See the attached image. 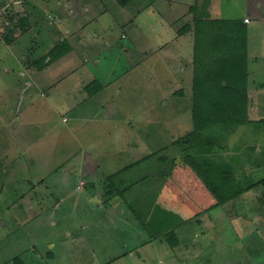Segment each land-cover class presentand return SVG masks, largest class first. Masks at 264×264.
Listing matches in <instances>:
<instances>
[{
	"label": "rangeland",
	"instance_id": "rangeland-1",
	"mask_svg": "<svg viewBox=\"0 0 264 264\" xmlns=\"http://www.w3.org/2000/svg\"><path fill=\"white\" fill-rule=\"evenodd\" d=\"M59 1L85 13L64 16ZM101 1L47 0L34 20L45 18V45L18 24L26 3L0 0V264H264V186L249 187L264 178V0H209L210 19L249 20L252 103L246 123L203 132L192 116L197 0ZM57 28L72 31L76 60L45 73L36 60L64 38ZM191 153L245 191L184 221L173 242L151 240L160 215L143 210L142 223L113 177L145 196L153 183L139 180L161 172L159 156L174 169Z\"/></svg>",
	"mask_w": 264,
	"mask_h": 264
},
{
	"label": "trees",
	"instance_id": "trees-1",
	"mask_svg": "<svg viewBox=\"0 0 264 264\" xmlns=\"http://www.w3.org/2000/svg\"><path fill=\"white\" fill-rule=\"evenodd\" d=\"M190 11L195 13L192 106L194 130L203 132L215 125L246 123L249 120L248 106L252 103L248 84L249 25L243 17L210 19L209 0H197L196 4L190 7ZM27 22L26 18L20 16L18 24L22 29H27ZM1 27L0 23V30ZM189 29L190 24H187L181 31L183 33ZM204 33L207 35L206 42L202 37ZM18 34L16 32L14 35L19 37L20 34ZM70 49V44L67 40L60 41L46 55L44 54L36 60L37 68L42 70L46 65L66 55ZM48 57L49 59H47ZM97 83L98 90L96 88V92L101 89V84ZM180 142L181 140H178L176 144L179 145ZM196 156L198 155L188 154L182 163L176 162V159L174 169L167 163L168 160L171 161L170 158H167L168 156H159V159L164 163L160 165L161 172L154 178H149L150 175H145L139 180L144 183H153V191L148 192V194H155L157 201H152L150 208L146 206L149 202L148 200L145 202L146 207H142L138 211L139 209L127 197L128 189L131 190L132 186L137 184V181L126 187L116 186L123 201L128 205L129 211L133 212L134 216L138 217L142 223H145L141 215L142 209L149 208L147 211H152L150 215L153 213L160 215L157 220L163 221L164 226L161 227L160 225L161 230L159 229L160 234L158 235L151 232V240L165 236L166 240L173 242V234L176 235V232H174L175 228L183 224L184 221L198 218L203 213L218 207L230 199L236 198L245 191L242 186L235 184L237 181L231 176L233 175L232 171H226L225 174L222 172L221 176L223 178L221 177V181L218 177L212 179L210 170L205 168ZM147 157L151 156L148 155L143 159ZM142 162L143 160L139 159L124 170ZM260 184L264 186V178L249 187ZM234 185L236 189H233ZM190 193L193 194V197L189 196ZM131 196L134 199L139 198V196ZM162 198L167 199L165 204H160ZM174 222L175 226L170 227L169 225ZM16 261L19 264H24L19 257L16 258Z\"/></svg>",
	"mask_w": 264,
	"mask_h": 264
},
{
	"label": "crops",
	"instance_id": "crops-1",
	"mask_svg": "<svg viewBox=\"0 0 264 264\" xmlns=\"http://www.w3.org/2000/svg\"><path fill=\"white\" fill-rule=\"evenodd\" d=\"M21 2L20 3H26V4H23L22 6H24L22 9H19L18 11L20 12V15H21V17H24V18H26L27 20H28V22H27V27L31 30H33V29H35V30H37V31H39V32H37L36 33V35H34V37H40V39H41V42L42 43H40V41L38 40V42L40 43V44H47L46 42H48L47 40H46V38L45 39H43V33H41V30L43 29V30H45V27H48L46 24H45V22H44V20H45V18L43 17V19H41V21H39V22H35L34 20L36 19V17L37 16H39V15H41L42 14V10H41V8L43 9L44 8V5L45 4H47L46 3V1L47 0H20ZM100 2H102L101 0H99ZM18 3V2H17ZM63 2H61V1H59L58 2V6L57 7H59L60 5V7L59 8H61V9H63L62 10V12L64 13H62L64 16H67V17H69V16H73V15H75V12H77V13H85L84 11H82L83 10V8H82V5H79L76 1H75V3L77 4V8H79L80 10H79V12H78V9L76 10V11H73V9L71 8L70 9V11L68 12V10H66V7H74L73 5V3H71V2H69L68 4H66V5H64L63 6V4H62ZM29 4V5H28ZM82 4V3H81ZM178 4V3H177ZM124 5L125 6H127L126 5V3H124ZM174 5H176V3H174ZM125 6H123L122 8L123 9H125ZM33 9V10H32ZM104 9V8H103ZM36 11V15L34 14V12ZM90 11V10H89ZM0 13H1V11H0ZM99 16H97L96 18H98ZM49 23V22H48ZM49 25H51V24H49ZM30 26V27H29ZM39 29V30H38ZM30 30H29V32H30ZM63 30H59V28H57V34L55 35L56 37H57V39L58 38H62V37H64V35H63V32H62ZM29 32H27V33H29ZM72 33V31L71 30H67V35H69V34H71ZM249 33H250V28H249ZM24 34H26V33H24ZM24 34H22V35H24ZM21 35V36H22ZM67 35L62 39V40H67L68 42H69V44H70V51L66 54V55H64L63 57H61L60 59H58L57 61H54V62H52V63H50V64H48V65H46L45 67H47V70H50V68L52 67V66H54V64H56V63H59V61L60 60H67L68 62H72L73 64H74V62L72 61V60H76V58H73V57H71V54L73 53V52H75V50H76V48H75V45L72 43V41H71V39H70V37H67ZM20 36V37H21ZM26 36V35H25ZM24 36V37H25ZM70 36V35H69ZM61 40V41H62ZM60 41V40H59ZM55 42V41H50L49 43L51 44H53L52 46H50L49 47V49H48V51L51 49V48H53L55 45H57L58 43H60V42ZM55 42V43H54ZM48 43V44H49ZM37 59V58H36ZM47 59H49V58H47ZM44 70V72L46 73L47 72V70L46 69H42L41 71H43ZM40 71V72H41ZM96 71V70H95ZM97 72V71H96ZM49 74H51V72L49 71ZM48 74V75H49ZM96 75H99L98 74V72L96 73ZM101 81V80H100ZM102 84V83H101ZM142 163H140V164H138L139 166L141 165ZM135 167H137V165L135 166ZM113 181H114V183H115V185L117 186V183H116V181H117V179H118V173L117 174H115V176L113 177ZM142 197V198H141ZM141 197H139V198H133L132 196H131V194H130V196H129V198H130V201H131V203H134V205L136 206V208H138L139 210L138 211H140V209L142 208V207H146V206H148V205H151L152 206V201L154 202L155 200H153L155 197H156V195L155 194H153V195H149L148 193L145 195V196H141ZM141 198V199H140ZM149 200V202L147 203V205L145 206V202H147ZM151 206H149V208L151 207ZM149 208H147V209H149ZM147 209H142L141 210V215H142V217L144 216L145 217V215H146V213L145 214H142V212H143V210H145L146 212H148L147 211ZM138 218V217H137ZM180 227V226H179ZM177 228V227H176ZM177 231V230H176ZM177 233H178V231H177ZM180 233V232H179ZM140 244V243H139ZM141 247H142V245H141ZM169 247V246H168Z\"/></svg>",
	"mask_w": 264,
	"mask_h": 264
},
{
	"label": "water",
	"instance_id": "water-1",
	"mask_svg": "<svg viewBox=\"0 0 264 264\" xmlns=\"http://www.w3.org/2000/svg\"><path fill=\"white\" fill-rule=\"evenodd\" d=\"M4 166L3 160L2 158H0V168H2Z\"/></svg>",
	"mask_w": 264,
	"mask_h": 264
},
{
	"label": "built area",
	"instance_id": "built-area-1",
	"mask_svg": "<svg viewBox=\"0 0 264 264\" xmlns=\"http://www.w3.org/2000/svg\"><path fill=\"white\" fill-rule=\"evenodd\" d=\"M245 21H249L248 19H246Z\"/></svg>",
	"mask_w": 264,
	"mask_h": 264
}]
</instances>
